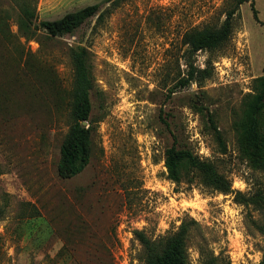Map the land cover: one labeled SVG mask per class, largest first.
I'll use <instances>...</instances> for the list:
<instances>
[{"label":"rangeland","instance_id":"1","mask_svg":"<svg viewBox=\"0 0 264 264\" xmlns=\"http://www.w3.org/2000/svg\"><path fill=\"white\" fill-rule=\"evenodd\" d=\"M236 2L36 0L33 27L46 35L48 22L97 8L39 41L20 31L16 3L0 0V264H148L135 230L159 240L190 219L189 264L263 261L264 210L252 199L264 191V168L251 161V132L264 157V0ZM232 10L220 49L186 36L220 31ZM78 45L95 80L94 152L65 178L58 162ZM172 147L212 163L230 189L206 186L192 167L172 179Z\"/></svg>","mask_w":264,"mask_h":264},{"label":"trees","instance_id":"2","mask_svg":"<svg viewBox=\"0 0 264 264\" xmlns=\"http://www.w3.org/2000/svg\"><path fill=\"white\" fill-rule=\"evenodd\" d=\"M19 9L17 18L20 31L27 38L51 39L61 32H69L80 26L85 18L96 12L94 5L86 6L79 11L67 13L60 19L48 22L47 28L51 35L40 34L33 27L36 17V0H12ZM246 0H237L239 7ZM234 11L227 12V20L221 30L204 29L186 33L192 43H197V48L210 50L220 49L230 38L231 19ZM105 12L98 17V22L104 19ZM197 38V41L195 40ZM74 61V89L71 116L73 123L61 145V155L58 162L59 175L65 178L72 177L81 172L94 152L95 121L91 119V91L95 88V80L90 63V52L86 46L78 45L71 49ZM257 89L261 92L259 105H264V76L258 78ZM259 108V106H258ZM257 108V109H258ZM83 121H88L89 126H84ZM217 132V127L215 128ZM251 134L254 137V152L251 153L253 166L264 168V157L260 155V137L257 128L253 127ZM258 146H257V145ZM263 159V160H262ZM167 167L169 175L175 181H179L183 169L191 168L201 177L203 183L220 191L230 189V183L218 172L210 162L201 161L189 149L170 148L167 151ZM252 203L264 210V191L257 193ZM198 225L194 219L184 221L179 230L159 240L149 238L142 230H135L136 238L145 249V257L148 264H189L188 238L193 226ZM260 264H264V259Z\"/></svg>","mask_w":264,"mask_h":264},{"label":"water","instance_id":"3","mask_svg":"<svg viewBox=\"0 0 264 264\" xmlns=\"http://www.w3.org/2000/svg\"><path fill=\"white\" fill-rule=\"evenodd\" d=\"M85 123V122H84Z\"/></svg>","mask_w":264,"mask_h":264}]
</instances>
